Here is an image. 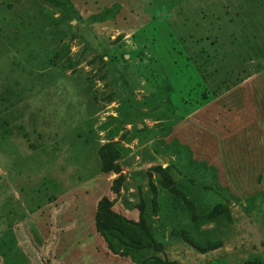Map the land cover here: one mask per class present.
Instances as JSON below:
<instances>
[{
    "label": "rangeland",
    "instance_id": "rangeland-1",
    "mask_svg": "<svg viewBox=\"0 0 264 264\" xmlns=\"http://www.w3.org/2000/svg\"><path fill=\"white\" fill-rule=\"evenodd\" d=\"M53 1L0 0V264L264 259V0ZM104 197L163 249L110 248Z\"/></svg>",
    "mask_w": 264,
    "mask_h": 264
},
{
    "label": "trees",
    "instance_id": "trees-1",
    "mask_svg": "<svg viewBox=\"0 0 264 264\" xmlns=\"http://www.w3.org/2000/svg\"><path fill=\"white\" fill-rule=\"evenodd\" d=\"M52 6L59 10H66L65 3H57L53 0H46ZM70 10V8H68ZM71 12V10H70ZM101 158V168L104 173H119L120 168L117 163L118 151L113 147L112 143H107L99 150ZM123 184V177L120 176L114 180L113 190L120 191ZM140 218L138 221L130 220L113 209L112 201L104 197L98 204L97 222L98 231L104 236L109 244V247L116 252L122 250L125 254L130 252L134 255L138 262L145 261L144 252L148 249L161 251L163 244L157 240L151 225L146 216V207L142 203L140 205ZM217 215V210L214 209L205 213V219H212ZM197 218V216H196ZM184 234V233H183ZM185 241L195 247L201 253H206L212 250H217L221 244L213 241H205L204 243L196 242L189 234H184ZM161 264H180L177 261H162ZM241 264H264V259L254 257L243 261Z\"/></svg>",
    "mask_w": 264,
    "mask_h": 264
}]
</instances>
